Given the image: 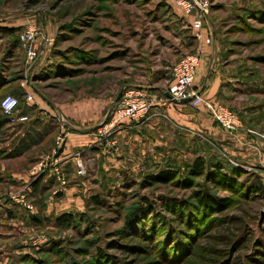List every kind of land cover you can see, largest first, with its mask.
Returning <instances> with one entry per match:
<instances>
[{
    "label": "rangeland",
    "instance_id": "rangeland-1",
    "mask_svg": "<svg viewBox=\"0 0 264 264\" xmlns=\"http://www.w3.org/2000/svg\"><path fill=\"white\" fill-rule=\"evenodd\" d=\"M173 11V0H0V100L14 95L21 102L16 121L9 119L0 128V201L25 192L34 178L21 184L22 175L45 156L65 182L59 177L58 184L47 182L37 193L38 205L29 198L32 189L26 191L35 210L26 212L24 219L0 217V264H264L261 153H216L218 144L211 136L195 139L169 122L154 125L149 119H125L120 126L114 122L116 101L132 86L129 83L149 89L152 77L167 73L169 85L175 65L187 55L199 54L191 47L185 55L181 52ZM261 12L264 0H210L205 16L198 17L202 22L198 31L204 30L208 44L215 35L219 62L236 69L245 82L235 99H209L233 125L218 123L229 133L243 124L264 142V126L243 122V116L264 119ZM30 31L37 57L27 55L25 61L21 37ZM28 93L34 96V106L39 96L43 105L70 110V115L76 109L78 117L88 105L108 99L98 120L108 141L104 146L110 149L107 159L95 154L98 149L90 151L91 157H83L87 174L68 177L52 153L59 146L61 153L65 134L47 115L40 119L39 111L25 123L18 119ZM245 105L260 114H245L241 110ZM204 110L217 121L216 111ZM128 125L135 128L120 134L119 128ZM98 126L93 130L100 136ZM198 157L207 165V172L199 176L192 170ZM217 164L223 166V175L241 171L239 183L213 182ZM167 170L177 172L178 178L168 184L145 183ZM187 180L193 181L191 187ZM251 184L263 193L248 190ZM199 190L221 205L202 208L194 194ZM139 208L146 209L148 236L138 220L130 222ZM65 214L73 215L74 221L58 224ZM168 231L172 237L164 250Z\"/></svg>",
    "mask_w": 264,
    "mask_h": 264
},
{
    "label": "crops",
    "instance_id": "crops-1",
    "mask_svg": "<svg viewBox=\"0 0 264 264\" xmlns=\"http://www.w3.org/2000/svg\"><path fill=\"white\" fill-rule=\"evenodd\" d=\"M173 7L174 16L172 14L171 16L175 17V25L179 27L178 34H180L179 44L181 52L185 55V51H188V48L191 47L196 50L201 57L200 65L197 69L193 83V89L201 93L203 97L207 99H219L223 101L235 99L240 95L239 92H241V90L239 88L242 84L245 85V82L241 81L239 78L240 73H237L236 69L229 68L225 63L219 62L220 58L218 57V54H220V48L216 42L217 39L215 38V35L214 38H212L211 43L208 44L204 39V30L200 33L198 29L193 27L194 21L200 16L199 13L197 11L191 12L190 14L186 13L175 3V0H173ZM26 56L27 52L25 49V61L27 59ZM165 76H167V73H161L159 76L156 75L152 77L153 82L148 88L151 89L152 92H157L159 95V92L164 93L165 89L171 84L168 85L171 78L168 79L165 78ZM155 77L157 80L154 82ZM162 80L164 82L160 83ZM129 84L134 86L132 83ZM30 86L34 88L36 87V85L33 84ZM36 100V106H34L35 102H27V105H25V111H23L22 115H19L21 118H24L21 122L25 123L30 119V114L39 111L40 116L42 115L40 119L43 120L44 115H47L49 120H52V124L57 125V128L61 130V133L63 135L65 134L66 143L64 148H62L61 153H59V160L61 167L64 169V172L67 173L68 177H70L69 175L79 177L76 173L73 158L79 151L82 153V157L86 160V157H91V155H88L90 151H97L98 149V153L95 154L99 155L98 157H101L102 154V157L105 160L107 159V153L110 149H108V146L106 147L104 145L108 141L106 140L105 142L104 136H99L97 130L94 131L93 129L99 124L101 125L98 120L103 117V109L107 105L108 99H99L94 103L95 106L93 107H88L90 106L88 105L83 109L85 112H81L79 117L76 114V109H73L72 114L70 115V110L63 111L61 109L53 108V105L49 103H47V106L43 105V98H40L39 96ZM244 107L245 108H242L241 110L245 114H260V111L257 112L252 110L253 106L251 105H245ZM52 117L54 118L52 119ZM243 119V122L246 125L256 124L253 127L257 125L264 126V119L262 118L243 116ZM149 121H153L154 125L169 122L172 126L185 129L188 134H192V137L195 139L204 138L209 135L213 138V143L216 141V144H218L216 153H261L264 157V142L260 141L261 137L254 134V132L249 133L243 124L237 131L229 133L221 127L217 121L212 119L203 108L195 109L191 107L189 103L182 104L172 101L165 105H157L152 109ZM137 124L138 123L133 126H137ZM133 126L128 125L123 127L124 129L119 128L120 134H123V132H131L130 130L135 128ZM98 127L102 128L101 126ZM91 154L93 155V153ZM237 159L241 163H246V161L242 159ZM249 164L251 163L249 162ZM22 177L20 182L21 184H24L31 178L30 171H28L26 175H22ZM42 182L44 188L47 182H51L53 185L59 183L52 172L46 174L43 177ZM67 189L69 190V188ZM68 197H70V195H68ZM48 202L49 200L47 203ZM26 212L27 211L23 206L10 198L0 201V217H4L6 221L8 219L12 220L16 218L22 220L25 218ZM56 215L57 213L51 215L52 217H49L54 218Z\"/></svg>",
    "mask_w": 264,
    "mask_h": 264
},
{
    "label": "built area",
    "instance_id": "built-area-1",
    "mask_svg": "<svg viewBox=\"0 0 264 264\" xmlns=\"http://www.w3.org/2000/svg\"><path fill=\"white\" fill-rule=\"evenodd\" d=\"M210 0H175V3L184 8L186 13H191L192 10L197 9L200 12L201 17L203 18L207 13V8L209 7ZM201 19L195 20L193 26L200 30L202 26ZM35 35L32 31L26 32L21 37L24 47L27 52V57L30 59H35L37 57L36 51L32 49V43ZM210 41V39L208 40ZM200 54H190L182 58L174 67V72L172 74L173 80L172 83L168 86L165 91L169 92L174 99H190L189 104L195 109L205 108L208 112L213 114V111L217 116L216 120L219 123L224 124L225 126L233 125L232 121L229 120L227 123V115H222V110H215V103L212 100L204 98L203 95L193 89V83L195 80L196 71L200 65ZM164 91V92H165ZM27 102H34V96L31 93H28L26 96ZM168 102H172L165 95H154L149 89L140 86H128L126 87L120 97L117 99L115 108H114V122L115 124H122L125 119L135 120V121H146L150 118L152 109L157 105H165ZM1 108L4 114L9 117L13 122L16 121L15 114L19 110V100L14 95H7L1 100ZM21 122L24 118L19 117ZM236 121V120H235ZM113 122V124H114ZM236 123V122H235ZM113 124L111 126H113ZM100 136H103V128L99 129ZM60 149V146L57 148ZM56 150H53L55 161L59 163V153ZM74 163L76 167V173L79 176H85L87 174V166L83 160L82 153L79 151L74 155ZM49 156L42 157L38 162V165L31 170V176L36 179L42 174L48 172L54 173L58 178H62L63 184H65L63 175L60 173V169H51L49 164ZM57 163V164H58ZM58 178V179H59ZM33 179V180H34ZM32 180V181H33ZM32 183H28L26 187L23 188L25 192H17L14 195H11V199L19 203L25 208L26 211L32 213L34 212V205L27 200V195L29 191L31 192Z\"/></svg>",
    "mask_w": 264,
    "mask_h": 264
},
{
    "label": "trees",
    "instance_id": "trees-1",
    "mask_svg": "<svg viewBox=\"0 0 264 264\" xmlns=\"http://www.w3.org/2000/svg\"><path fill=\"white\" fill-rule=\"evenodd\" d=\"M262 16H264V12H261L260 13ZM19 46V43L17 44ZM14 46V45H13ZM15 47V46H14ZM2 74V68L0 66V75ZM3 75V74H2ZM4 85V84H3ZM2 89V88H1ZM160 94H163V92H159ZM3 99V98H2ZM19 100V99H18ZM0 104H1V100H0ZM26 105H27V100H26ZM21 106V102L19 100V108ZM23 108L25 109V105L23 106ZM0 111H1V114L3 116L2 119H0V128L6 126L7 124H9V117H7L2 108H1V105H0ZM49 132H52L49 131ZM49 134V133H48ZM207 165L204 161V159H202L201 157H198L197 159H195V161L193 162V173H195V175L199 176V175H204L207 171ZM215 170H216V175L215 177H212L213 179V182L217 183V182H224V183H233V184H236V183H239L237 180V178H241L243 174H241V171H239L238 169H235L233 170V175L232 177L228 176V175H223L222 174V170H223V166L220 165V164H217L216 167H215ZM49 173V172H48ZM46 173V174H48ZM46 174H42L41 176L37 177L36 179H34V181L32 182V185H31V189H32V192H31V195H29V198L32 199V201L38 205L39 203V200H38V196H37V193L39 191H43L44 187H43V177L46 175ZM179 174L175 171H171V170H167V171H163L161 172L160 174L158 175H152L148 178V180H145V183H147V185H154L156 183H159V184H168L170 182H173L174 180H176L178 178ZM192 183L193 181L191 180H187L185 181V184L187 186H192ZM250 187H248L247 189L250 190L251 192H255V193H263V189L260 187V186H257V185H249ZM195 196H196V199L198 200L199 202V205L202 206V208H206V207H212V206H217V205H221L220 204V201H216V199H214L213 197H211L210 195L206 194L205 192H203L202 190H199V191H196L194 192ZM96 201L99 202V199H97ZM147 203H148V200H145ZM28 212V211H27ZM146 209L145 208H139V210H137L136 212H133L132 215H131V218H130V222H133L134 220H138L137 223H139V229L140 230H143V234L148 236L149 234L147 233V231L145 230V226H144V221H145V218H146ZM33 219H35L36 217H34L33 215L31 216ZM74 221V217L73 215L71 214H65L61 217L58 218V224L60 225H70L72 222ZM154 223V222H153ZM155 227V224L152 225V230L153 228ZM170 230V229H168ZM164 235V234H163ZM172 235L171 233L168 231L165 235H164V241H163V249L165 250L166 249V242L171 239ZM194 245V244H193ZM193 246H191L190 250L192 251V248ZM191 253V256L194 255V251H192ZM189 253V254H190ZM257 260H259V258L256 257ZM188 260V259H187ZM186 260V261H187ZM260 261V260H259Z\"/></svg>",
    "mask_w": 264,
    "mask_h": 264
},
{
    "label": "water",
    "instance_id": "water-1",
    "mask_svg": "<svg viewBox=\"0 0 264 264\" xmlns=\"http://www.w3.org/2000/svg\"><path fill=\"white\" fill-rule=\"evenodd\" d=\"M164 95H165L167 98H169L171 101L175 102V103L187 104V103L190 102V99H189V98H187V99H181V100L174 99V98L172 97V95H171L169 92H167V91L164 92ZM119 97H120V96H119Z\"/></svg>",
    "mask_w": 264,
    "mask_h": 264
}]
</instances>
